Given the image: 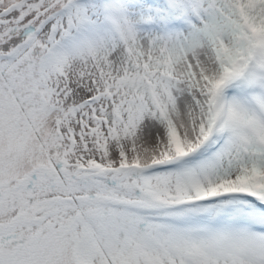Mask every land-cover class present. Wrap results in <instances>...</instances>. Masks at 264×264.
<instances>
[{"label":"snow or ice","instance_id":"obj_1","mask_svg":"<svg viewBox=\"0 0 264 264\" xmlns=\"http://www.w3.org/2000/svg\"><path fill=\"white\" fill-rule=\"evenodd\" d=\"M0 264H264V0H0Z\"/></svg>","mask_w":264,"mask_h":264}]
</instances>
